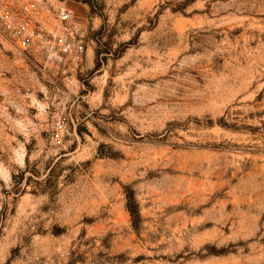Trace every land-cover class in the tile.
Wrapping results in <instances>:
<instances>
[{
	"label": "rangeland",
	"instance_id": "1",
	"mask_svg": "<svg viewBox=\"0 0 264 264\" xmlns=\"http://www.w3.org/2000/svg\"><path fill=\"white\" fill-rule=\"evenodd\" d=\"M53 2L0 31V264H264V0Z\"/></svg>",
	"mask_w": 264,
	"mask_h": 264
},
{
	"label": "built area",
	"instance_id": "2",
	"mask_svg": "<svg viewBox=\"0 0 264 264\" xmlns=\"http://www.w3.org/2000/svg\"><path fill=\"white\" fill-rule=\"evenodd\" d=\"M45 9H52L60 22H68L72 18L70 10L55 5L53 0H24L19 6L0 9V31L15 47L27 50L43 39L38 29ZM44 42L55 45L62 54L69 55L76 62L82 60L83 42L75 39L71 32L53 35L51 39L46 36Z\"/></svg>",
	"mask_w": 264,
	"mask_h": 264
},
{
	"label": "trees",
	"instance_id": "3",
	"mask_svg": "<svg viewBox=\"0 0 264 264\" xmlns=\"http://www.w3.org/2000/svg\"><path fill=\"white\" fill-rule=\"evenodd\" d=\"M130 207H131V205H130ZM132 208V207H131ZM130 211H131V213H132V215H133V213H136L135 211H134V209H130ZM137 215V214H136Z\"/></svg>",
	"mask_w": 264,
	"mask_h": 264
}]
</instances>
